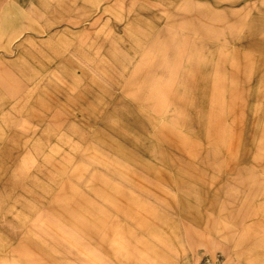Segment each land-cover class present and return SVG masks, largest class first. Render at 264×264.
<instances>
[{
    "label": "crops",
    "instance_id": "obj_1",
    "mask_svg": "<svg viewBox=\"0 0 264 264\" xmlns=\"http://www.w3.org/2000/svg\"><path fill=\"white\" fill-rule=\"evenodd\" d=\"M17 1L21 2V6L31 17L18 12L14 18L17 22L10 24L8 16L13 5L6 3V0H0V55L11 54L10 43L19 40L16 47L22 52H26L24 49L29 46L30 54L40 55L47 49L56 59L59 58L60 52L49 44L50 41L35 39L31 35L50 33L55 41L68 49L67 36L71 32L64 27L53 32L51 29L64 23L72 26L79 24L77 19L65 20L59 16L63 8L70 6L77 8L79 18L83 19L97 8L109 16H115L116 21L119 12H140L145 17L152 16L159 22L169 17L174 25L178 24L183 16H189L190 26L196 27L214 26L215 16L220 17L218 27L221 28L223 42L237 47L239 60L253 61L252 72L240 68L234 74L230 71L223 72L219 78V74L216 75L212 67L199 66L198 60L203 58L193 51L173 52L172 56L158 52V55L152 58L157 60V68L151 69V57L144 53L141 55L143 67L138 73H134V64L132 65L123 91L130 101L137 105L136 108L147 113L140 112L146 120H149L152 107L158 108L157 122L161 125V130L157 139L164 145L158 148L161 150L159 155H187L180 151V147H165L169 138L189 139L196 144V139L217 141L223 140L226 135L228 139L245 140L248 121L246 115L241 113L242 106L239 107L237 116H231L230 107L233 108L234 105L231 106L229 98L225 103L216 99L215 92L219 90V82L222 81L221 85H224V78L227 79V91L230 90L231 84L256 86L261 73V61H264V0H82L79 3L76 0H60L56 4L53 0H37V7L24 4L23 0ZM122 1L126 4L121 3ZM99 19L100 16L94 19L91 27H94ZM35 20L42 26L38 27ZM79 41L81 43L82 38ZM1 58L2 56L0 90H12L14 77L11 72L1 68ZM12 63L9 62L10 65ZM55 63L53 60L50 66ZM183 64H186V67H183ZM58 67L62 69L64 65L56 64V68ZM135 76L143 78L136 79ZM32 81V87L23 89L22 92L34 93L38 82H42L46 88L52 86L49 78H44L43 75L34 74ZM245 87L243 88L247 90ZM110 107L120 109V114L116 116V121L114 120L116 123L136 122L133 119L135 108L132 105L114 99ZM50 114L51 121L65 123L58 112L53 111ZM233 124H237V136L232 138L230 133L233 134L234 130L233 133L230 131V125ZM82 137L85 139V136ZM115 139L110 155L117 157L119 162L115 158L106 161L101 154L94 151L86 156L85 162L76 164V177L74 176L73 182L63 194L72 195L76 199L73 203L76 206L74 210H45L36 216L31 228L25 232V241L41 252L49 264H194L198 262L194 253L198 252L199 247L192 242V237L214 236L218 230L236 237V252L244 250L241 242L249 236L247 234L254 235L253 242L256 245V239L261 237V211L257 205L261 203L262 171L260 165L246 164L241 159L242 155H247L246 147L241 152L239 148L234 150L229 146L214 148L224 155L222 157L209 150L208 155L214 159L209 169H206L210 178L207 177L205 181V191L200 196L196 185L191 182L190 193L183 196L184 193L176 186L177 182L171 186L173 194H170L164 182L150 181L149 147H134V137L128 131L118 132ZM91 147H94V144ZM134 149L137 150L135 155L138 158L134 157ZM17 152L21 154L22 151ZM255 153L254 150L252 154ZM28 154H38L37 143H34L29 151L24 150V155ZM140 156L143 160L138 163ZM229 156L243 161L246 165L227 161ZM18 164L25 166L21 162ZM28 169L37 172L31 165ZM254 170H258L259 174ZM139 172L141 174H136ZM214 173L227 174L212 176ZM8 182L12 183L7 179L5 183ZM182 196L187 199L180 198ZM69 200L67 197L66 204H69ZM251 203L253 210H249L247 206ZM167 213L172 214V217ZM39 220L52 222H48L52 232L50 239L37 235L35 225L39 224ZM166 220L171 223V227L167 228ZM59 224L61 229L58 228ZM171 237L174 240L178 237V242H171ZM208 246L209 243H206V251L211 250ZM188 250L191 253L189 262L186 261ZM167 253L170 255L167 256ZM236 258L242 260L236 254L231 259Z\"/></svg>",
    "mask_w": 264,
    "mask_h": 264
},
{
    "label": "rangeland",
    "instance_id": "obj_2",
    "mask_svg": "<svg viewBox=\"0 0 264 264\" xmlns=\"http://www.w3.org/2000/svg\"><path fill=\"white\" fill-rule=\"evenodd\" d=\"M58 1L60 0H53V3L56 4ZM76 1L79 3L82 0ZM22 2L38 6L37 0ZM6 3L13 5L8 16L10 24L17 22L14 18L18 12L31 17L23 9L21 2L6 0ZM121 3L126 4L123 1ZM94 10L85 16L87 17L85 19L79 18L78 9L72 6L60 11L59 16L62 19L79 20V24L74 26L64 23L51 29L53 32L64 27L71 32L67 36L68 49L55 41L50 33L38 35L26 33L35 39L50 41L49 44L61 54L57 59L47 49L40 55H35L28 53L30 47L27 46L24 49L26 52H22L16 47L19 40L10 43L11 54L0 55L3 62L1 68L6 69L8 73L11 72V76L14 77L12 90H0V264L34 262L49 264L41 252L25 241V232L31 228L36 216L45 210L55 212L63 209L74 210L76 206L73 203L76 199L72 195L63 194L76 177V164L85 162L86 156L94 151L101 154L106 161L111 158L117 160V157L113 155L111 157L110 149L116 142L117 133L122 131H128L133 135L134 147L150 148V181L164 182L170 194H173L171 186L177 182L176 186L184 193L183 196L190 193L191 182L196 185L200 196L205 191V181L207 177L210 178L206 169H209L214 159L208 155L209 150L222 157L224 155L214 148L229 146L234 150L239 148L241 152L246 147L247 155H242L241 159L246 164L260 165L262 171L261 203L257 205L261 211V237L259 240L256 239L254 245V235L247 234L249 236L241 242L244 250L236 252L234 251L236 237L228 235L227 232L223 233L222 230H215L214 236H194L192 242L199 247L198 252L194 253L198 262L194 264H264V61H261V73L256 86L231 84L230 90L227 91L225 87L227 79L222 78L224 85H221L222 81L219 82L221 87L219 85L218 92H215L216 99L225 103L229 98L231 106L234 105L233 108L230 107L231 116H237L239 107L242 106L241 113L246 115L248 121L245 140L233 138L237 136L235 133L237 124H233L230 125V131L234 130L233 134L230 133L233 139H228V135L217 141L196 139V144L189 139L167 138L168 145L165 147H180L182 148L180 151L187 155L178 153L176 157L169 153L159 155L161 150L158 148L164 145L157 139L161 130V125L157 122L158 108L152 107L148 117L150 121L146 120L142 117L144 114L140 113L144 112L143 109L136 108L137 105H134L123 91L132 65L134 64V73H138L137 71L143 67L141 55L144 53L149 55L150 68L155 69L157 60L152 58L156 57L158 52L171 56L173 52H197L199 57L203 58L198 60L199 66L212 67L214 73L219 74V78L223 72L230 71L234 74L240 68L252 72L253 61L239 60L237 47L223 42L221 28L218 27L221 22L218 16H215L214 26L196 27L190 26L189 16H183L180 22L174 25L169 17L159 22L152 16L145 17L140 12H119L116 21L115 16L103 13L100 8ZM99 16L97 24L91 27L93 20ZM35 21L38 27L42 26L39 21ZM76 47L77 50L72 49ZM53 60L56 63L50 66ZM9 62H13L12 65ZM56 64H63L64 67L56 68ZM183 67H186V64H183ZM34 74L48 77L52 86L46 88L42 82H38L34 93L22 92L23 89L32 87ZM114 99H120L135 108L133 119L136 122L128 124L115 122L120 109L110 107ZM53 111L62 116L64 124L50 120V113ZM81 135L85 136V139ZM165 135L168 137V133ZM34 143H37L38 154L24 155V150L29 151ZM93 144L94 147H91ZM19 150L22 151L21 154L17 152ZM254 150L255 155L252 154ZM132 151L134 157L138 158L135 155L137 150ZM142 160L140 156L138 163ZM229 160L232 163L246 165L231 156L227 157V161ZM19 162L25 166H20ZM133 163L137 164L136 161ZM30 165L37 172L28 169ZM254 171L259 174L258 170ZM223 174L227 173L220 175L214 173L212 176ZM7 179L12 183H5ZM183 196L180 198L187 199ZM67 197L70 199L69 204H66ZM247 206L249 210H253L252 203ZM167 215L172 217V214ZM53 216L54 214L52 218ZM48 222L52 224L51 221L39 220V224L35 225L37 235L45 239L52 237ZM166 224L167 228L172 226L167 220ZM58 228L61 229V226ZM54 229L56 230V227ZM171 242L177 243L178 237L176 240L171 237ZM206 243H209L208 247L211 250H205ZM224 249L227 251H223ZM188 253L187 262L191 260L190 251ZM235 254L242 260L231 259ZM169 255L170 253H167V256Z\"/></svg>",
    "mask_w": 264,
    "mask_h": 264
}]
</instances>
